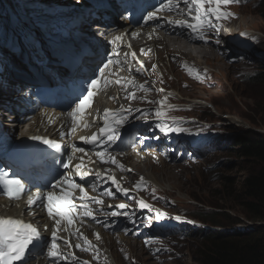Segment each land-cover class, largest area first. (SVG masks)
<instances>
[{"label":"rangeland","instance_id":"obj_1","mask_svg":"<svg viewBox=\"0 0 264 264\" xmlns=\"http://www.w3.org/2000/svg\"><path fill=\"white\" fill-rule=\"evenodd\" d=\"M35 1L47 11L51 10V7L56 6L58 8L57 11L61 12L60 14L67 16L66 19H71L72 11L70 5L78 2V6L80 3V0ZM263 1L244 0L243 3H249L250 5L245 8L242 7L240 13L243 12L239 20L233 23L232 26H228L231 32L235 31L234 33H239V37L235 41L230 40L226 53V61L228 60L229 64L230 62L240 64L239 67H241L243 73L232 69L225 63V60L221 59L220 61L218 58L217 61L219 62H217L215 67L219 73L218 80L220 84L218 86L206 87L207 84L204 85L206 74L200 73V70L211 68L205 62H201L202 67L197 70L201 74L200 76L195 74L187 75L186 79L182 80V82L187 83L190 87L184 85L185 89L189 88L184 93H189L192 98L181 100L177 96L173 99L175 103L183 105L187 103V105L192 107L191 110L185 115L183 114L185 110L181 109L184 106L176 104V107H181L178 111L182 114L167 113L169 114L167 119L172 118V120L175 119L178 122L174 126L184 127L187 131L179 133L169 132L167 135H164L155 126L156 124L147 125V130L149 129L148 132H150L148 138L154 140L148 147L144 146L143 152L149 151L144 153V155H148V157H151L153 154L159 155L163 165L171 166L169 177L162 183L164 186L169 184L176 186L180 191L167 190L170 192L168 193L151 181L139 182L145 185V190L143 186L138 185L137 190L140 191L139 193H145V197L151 195L152 202L162 201V199L165 201L159 203L157 205L159 207L156 209V212L159 210L164 215L162 216L163 218L156 219V212H150L149 215L142 217L143 223L149 225L148 231L136 229L132 234V227H139V224L136 223L137 220H134L131 228L113 233L114 237L123 233L128 235L127 237L133 235L135 239L137 238L136 244L140 240L144 247L141 250L135 251L132 257L123 254L122 258H124L125 264H201L198 251L201 245L200 235L203 230H242L247 225L251 226L249 223H245V226L241 228V226H237L238 224H232L230 222L231 219L248 221L253 224L258 222V225L259 223L264 224V221L260 219H246L242 213V206L233 199V194L240 187V179L246 176L250 166L237 156L233 144L229 142L232 136L240 131L248 130L264 135V84L261 85L249 79V76L264 71V19L262 16L260 17L257 9ZM3 4L5 5V3ZM64 5L66 6L65 9L61 7ZM234 8L236 7L232 9ZM232 9H230L231 12ZM35 11L36 13L42 12L37 9ZM236 12L238 13V11ZM22 21L24 25L28 26L27 29L30 30V24L25 20ZM14 25V22H12L10 30H7V24L5 25L4 22L1 25V47L11 45V43L7 42V37H3V35L6 34L5 31L13 32ZM234 33H232V36L235 35ZM242 33L243 35H241ZM218 55L220 57L225 56V54L221 55L220 53ZM150 61L152 65L153 62L152 60ZM157 72L159 73V71ZM160 75L162 76V73ZM169 77L176 81L171 73ZM148 80L149 84L154 85L152 78H148ZM199 80H201L200 83L194 84ZM151 84L148 88L153 93L161 92L162 89L155 85L153 87ZM189 99L191 100L188 101ZM229 120H235L237 124L230 123ZM154 128L159 129L160 132L154 133ZM199 142L204 144L203 146L205 147L203 149L199 147ZM184 147L188 148L183 149ZM142 156L140 160L143 161L145 157ZM141 162L138 161L135 164L139 169L143 167ZM176 166L183 167L179 170L175 168ZM130 170L132 171L131 167ZM152 174L156 175L157 173L153 172ZM181 175H183V178L180 177ZM136 176H138V173L135 170H133V173L130 172L126 177L128 181L125 184L129 187L133 186L132 183L130 184V180L134 177L136 178ZM227 177L229 179L226 181ZM153 191L155 193H152ZM176 194L177 196L180 195L178 197L181 199H174L173 196ZM128 196L131 199H124V201L129 203L128 205H131L137 197L132 194ZM159 196L162 199H159ZM171 212L176 213L178 215L176 217H180V219L173 217ZM213 222H221L224 226H214L212 225ZM156 223L165 224L167 228L161 229L158 232L153 231V229H159L156 227ZM141 232L146 235L153 233L151 236H148L149 239L155 237L154 239L159 241L161 245L155 242L154 239L151 241L142 239L140 236ZM101 244L103 247H106L104 243L101 242ZM136 244L134 245L137 249ZM122 248L124 247L122 246ZM122 248L119 251H122ZM97 263L110 264L109 260L103 256H99Z\"/></svg>","mask_w":264,"mask_h":264},{"label":"bare ground","instance_id":"obj_2","mask_svg":"<svg viewBox=\"0 0 264 264\" xmlns=\"http://www.w3.org/2000/svg\"><path fill=\"white\" fill-rule=\"evenodd\" d=\"M5 5L7 6L5 15H7L8 19L5 18L3 19V21L0 22V25L7 24V30H10L11 27V23L13 20L9 19V16H11V14H16V8L17 5L16 3L19 4V0H8L9 1V5H8V1L4 0ZM83 2H86V0H82ZM134 3L136 2L135 0H133ZM244 0H239V3H232V4H228V5H220V9L221 11L224 12H229L228 8L230 7V9H232L233 7H236L234 9H232V13H234L235 15L232 17L227 18L226 20L229 22V24L232 26L233 23H236L240 16L242 15V12L240 13V10L242 7H247L248 5H250L249 3H243ZM89 2L91 4H93L94 6L88 10V12L84 11V13H87L89 15H91V13H95L97 14L100 18L99 20L103 21L106 18V15L108 12H106V6L103 3V0H89ZM105 2H107L105 0ZM156 6L159 5L160 7V3L158 2V0L153 1ZM164 2H167V0H164ZM174 3L177 4V7L175 9H173L172 11H169L167 9L162 10L161 12H157V16L162 14L163 18L162 19H158L154 22H157L159 20H164L166 18V16L168 15H174L175 17L179 18V19H184L187 21V18H191L193 16V14L196 12L195 11V6L193 5V8L191 9V11L193 13H188L186 9L188 8V5L183 3V0H173ZM190 2V0H189ZM15 5V7L13 5ZM78 2H74V4L72 3V5H70V7L72 8V14L71 15H76L79 14L80 10H82L84 7H78L76 8ZM12 5V6H11ZM123 7H126L128 15L126 16V21L124 22L125 25L133 27L135 22L140 19V17L137 15V7L136 5H132L131 0H124V3L122 5ZM155 6V7H156ZM257 7V6H256ZM58 9V8H57ZM183 11H180V10ZM8 10H10L8 12ZM44 10V9H42ZM47 11V10H45ZM91 13H90V12ZM154 11L155 8H154ZM231 11V10H230ZM238 11V13L236 12ZM48 12V11H47ZM61 12L58 10L54 11V10H50L49 11V15L48 17L52 18V19H59L60 18V14ZM40 14V13H37ZM33 16L37 17V15L32 14ZM88 15V16H89ZM87 16V17H88ZM122 16V15H121ZM194 17V16H193ZM122 18L124 19V16H122ZM223 18V17H221ZM86 18H81V20H84ZM210 19V18H209ZM212 20V19H211ZM175 21V20H173ZM212 21H216V20H212ZM232 22V23H231ZM218 23V22H215ZM14 24H17V22H14ZM102 25V24H99ZM151 26H149V28L147 30L144 31H132V35L137 34V35H141V40H147L149 45H152V47L154 48V50H156L157 54H156V58H153L155 61V64L157 66V68L161 71L162 76H160L158 74L157 71H154V69L149 68L150 64L148 63V59L147 61L144 60V58L141 56L140 60L141 62L139 63H134L133 66H125L123 69H115L114 74L116 75L117 73L121 72L123 73H131V69H135V67H137V65H142V69L143 71H145V74L147 75H151L153 82H155V86L162 89L163 91L161 92H156L153 93L151 90H148L147 92H144L143 96L145 97V99H147V103L150 102V104H152L154 107L155 106H163V105H171L172 99H175L174 97H172V94L170 93L171 90L174 91H178V99H186V98H192L190 97L189 93H184V91L186 89H189L190 87L188 86L187 83L182 82V80L186 79V76H190L192 74H195L193 72H196L198 70V68L202 67V63H206L209 65V68L211 69H205V70H200V73L206 74V79L204 80V85L207 84L206 87L208 86H218L220 84V81L218 80V71L215 67V65L217 64L218 58L222 60H225V63L231 67L232 69H236L237 71L243 73V70L241 69V67H239L238 64L234 63V62H228V60L226 61V53L228 50V45L230 44V40H234L237 39V37H239V33L236 34L234 33L235 31H230V28H227L226 31H221L218 28V31L216 29H210V32L207 33L205 30L204 32V38L200 39L198 38V34L197 33H193L190 29L187 28H183L181 29L179 26L177 27H172L170 25L167 24V20L165 19L164 21L158 22L155 27L150 24ZM1 28V26H0ZM125 27H122L120 29V31H124ZM240 31V30H239ZM244 31V30H243ZM6 37H11L13 34H15V32H7L5 31ZM147 32H149L150 34L148 35ZM234 33L235 35L232 36ZM132 35L130 37H132ZM129 37V40H130ZM231 37H233V39H231ZM115 41V40H112ZM217 41H219V43H217ZM116 45H118V41L115 42ZM10 45V44H9ZM127 45H120L119 49L125 48ZM137 46L140 47L141 46V52H145L146 51V46L143 45V43H137ZM9 47L8 45L5 47H1L0 46V61L4 60H9V57H11V55L9 53L6 52V50H8ZM14 50L18 53H20L21 49L19 46H16L14 48ZM83 49L81 48L79 51H82ZM14 51V52H15ZM41 51L44 53H49V49H46L45 46H42ZM5 52L7 54H5ZM218 53H220L221 55H224V57H220L218 55ZM141 54V53H140ZM123 56L119 57V60L122 58ZM150 57V56H149ZM42 58V57H41ZM164 58H166V62L164 60ZM21 59V58H20ZM131 59V56L128 57V60ZM216 62V63H215ZM21 62H19L18 64H20ZM5 64L9 65V62L6 61ZM214 69V71H213ZM85 72L86 69L84 70ZM147 71V72H146ZM37 74L38 72L35 71ZM58 74H62L60 71L57 72ZM171 75L176 79V81H174L171 77H169V75ZM260 73V72H258ZM256 73V74H258ZM169 74V75H168ZM256 74H253L251 76H249L250 81L252 80L251 78L253 76H255ZM42 76H47L45 74H41ZM7 77V73L4 72V70L0 71V96H2L4 93L6 94L5 99H2V102L5 103V106H1L2 104H0V119L2 120H7V119H13L16 115H20L22 114L23 118H28V119H33L35 120V124L39 125V128H43L45 130H53L56 134L58 132L61 131L59 123L57 122L56 118H57V113L58 110L56 109H52L51 113H49V111L46 108V103L42 104L40 102H36L37 100L32 97V95H34V89L36 86L35 82H28L30 80V77L27 75H23L20 79H12L13 77H10L11 81L10 85L8 84V80L3 82L4 80H6ZM48 77V76H47ZM133 77H136L138 79H134L137 82H142L141 85H144L145 88L150 87L149 84V80H144L142 77H140L138 75V73L133 74ZM40 79H42L41 76H39ZM120 78V77H118ZM47 80V79H46ZM56 81V79H53V77H51L50 79L48 78L47 81ZM58 84H61L59 80ZM201 80L195 82L194 84H198L200 83ZM130 83L124 82L121 84H118L116 87L118 89V95H122V93L124 92V88L127 87ZM153 87L154 85L151 84ZM184 85L186 87L189 88H184ZM138 91H142L143 88H137ZM109 90L112 92L113 89ZM108 89H102L99 88V92H101V94H104V92H109ZM165 90H168L167 92H164ZM114 92V91H113ZM115 93V92H114ZM166 93V94H165ZM68 91H63L62 92V98L65 99V101L59 100L56 101L54 98H51L49 100V104H56L60 107V109L64 110V114L66 116L67 114V107L68 103H69V98H68ZM18 96L17 98H14V101L12 103V98L13 96ZM152 96V99H151ZM32 97V98H31ZM11 99V100H8ZM191 99H189L188 101H190ZM175 101V100H174ZM1 102V101H0ZM96 105H104L102 102H96ZM37 104V105H36ZM99 111L100 113H104V110L106 109L105 106H101L99 107ZM158 108H154L153 109V113L156 112ZM16 110V111H15ZM108 110V109H107ZM162 110V109H161ZM165 115L166 112L164 110H162ZM15 113V114H13ZM13 115V116H12ZM66 120L65 117L61 118V120L59 121L60 123H64ZM228 120V119H226ZM149 119L147 120L146 123H148ZM230 123H234L237 124V122L235 120H229ZM168 123V121H166ZM144 123V124H146ZM172 123V122H170ZM169 123V124H170ZM7 125V124H6ZM140 125V124H139ZM68 127H70V121H68ZM125 127L127 128L126 130H124V132L122 133V138L124 141L123 143H119L117 144V151L123 152V158L120 157L119 154L118 157L121 159L122 162L125 163L126 166L131 167L132 168V172L133 170H135V172L138 173V176H136V178H132L130 180V184L132 183L133 186L132 188V192L133 195L137 197V199H134L131 205H128L126 207V209H119L115 206H118L119 203H117V201H120V204L123 203L125 204L124 200H120L122 196H124V194L116 191V187H110L109 186V191L113 192V195L116 196L117 198H112V201L108 202L106 204L103 205H108V207L106 208H96L94 205L93 206H89L94 210V215L96 216L97 220L99 222H97V220H93L90 217H81L79 216V208L77 210V214L76 216H73V220L75 221L74 224H72L71 228H77L80 227L82 229L86 228H90L91 225H95L97 228V230L91 231V240H95V242L97 241V236H100L102 239L101 240H105L104 244L106 245V247H103L100 240L98 239L97 244H98V249L97 251L99 252V255L94 254L93 257L91 256H87V258H85L84 260L88 263V264H92L93 263V259L94 260H98L99 256H103L104 258H107L109 260L110 264H125V260L123 257V254H127L129 256H133L135 251L141 250L144 247L142 246V243L140 242V240L137 242L136 244V240L135 237L130 236L127 237L128 235H126L125 233L123 234H119V236L114 237L113 233L117 232V231H122L125 230L127 228H131L132 227V223L134 222V220H137L136 223L139 224V227H132L131 231L132 234L136 231V229H141L144 231H148L149 225H146V223H143L142 217H145L147 215H149V213H154L156 212V209L159 207L157 205H159V203H163L165 202L160 196L159 199H162V201H158V202H152L151 200V195L150 196H146L145 197V193L140 191H137V183H139L141 181V178H143V181H147L148 182H153L154 184L158 185L160 188H162L163 190H178L180 191L176 186H171L169 185H163V181L169 177L170 175V171H171V166H166L163 165L162 159L159 158V155H152L151 157H148V155H144V153H147L149 151H144L143 149H145V147H148L149 145L152 144V141L154 139H150L149 141L144 142L143 139L140 137H138L137 141H135V143H131V130H136L138 131L137 127L134 126H127L125 125ZM147 126H144L143 128L141 127L142 130H144V134L149 135L150 132H148L147 130ZM160 132L159 129L154 128V133L156 132ZM42 132V131H41ZM170 138V137H169ZM141 140V141H139ZM145 140V138H144ZM131 144V146H130ZM145 146V147H144ZM188 147H184L183 149H187ZM144 155V156H142ZM145 157L144 160H140L139 157ZM138 161H142L141 165L143 167H141L139 169L138 166H135L136 162ZM81 163L80 161H78L77 164ZM161 167V168H160ZM183 166H176V169H182ZM82 169H84V167L82 166ZM137 169V170H136ZM103 171H100V173H102ZM153 172L157 173L152 174ZM118 176H115V178ZM178 178H183V175H181L180 177L177 176ZM74 180L78 181V179L76 177H73ZM23 179L26 181L27 186H28V191L26 192V194L24 195V197L18 201L19 208L22 209H26L27 205H26V200L28 198L29 195H33L34 194V189L36 186H38L39 182L36 179V176L33 173L30 174H24L23 175ZM120 183H123V180H119ZM93 183L99 184V185H103L104 182L100 180L96 179V175L94 176V178L92 179V181L89 183V185H92ZM126 185V184H125ZM125 185H122V188L125 187ZM140 186V185H139ZM130 188V187H128ZM145 190V189H144ZM93 191V190H92ZM167 191V192H168ZM57 192L59 193V190H57ZM87 195L90 196L89 191H86ZM152 193H155L154 191ZM170 193V192H168ZM82 194L78 191L75 190V195H73L74 199H73V203L79 205L80 203H88L86 201H81L79 199V197ZM180 196V195H178ZM177 194L173 196L174 199H181L180 197H178ZM117 199V200H116ZM131 197H127V200H130ZM155 199V198H154ZM139 200H143L145 201V203H147L148 205H150L151 210H149L148 208H140L138 201ZM127 203V202H126ZM172 203V202H170ZM0 204L2 206H5V202L4 201H0ZM95 204V203H93ZM129 204V203H127ZM15 207H18V206ZM34 210V209H33ZM108 211V212H107ZM112 211H118V212H123V211H127L132 213V218L131 219H126L123 215H118L116 217H112L111 215H106V213H110ZM39 214H41L39 212ZM171 215H173V217L178 216L176 213H172ZM163 218V217H161ZM193 219V218H191ZM82 221V222H81ZM54 223V221L51 222H47V225L49 226L48 229L45 230V232L47 233V235H51L50 229H51V225ZM192 223V222H190ZM105 224H107V228L108 231H110L111 233H107L106 229H105ZM115 224H117V229L115 228ZM194 224V223H192ZM157 228L159 229H153V231H161V229H166V225L165 224H155ZM159 225V226H158ZM197 225V224H195ZM194 227H198V226H194ZM143 231V232H144ZM143 232L140 233V236L142 237V239L145 240H152L155 237H152L151 239H149L148 236H151L153 233L151 234H143ZM155 242H157L158 244L161 245V243L159 241H157L156 239H154ZM125 243V244H123ZM151 243V242H149ZM137 245V249L135 248V245ZM122 246L124 248H122ZM122 248V251H119V249ZM110 252V253H109ZM124 260V261H123Z\"/></svg>","mask_w":264,"mask_h":264},{"label":"snow or ice","instance_id":"obj_3","mask_svg":"<svg viewBox=\"0 0 264 264\" xmlns=\"http://www.w3.org/2000/svg\"><path fill=\"white\" fill-rule=\"evenodd\" d=\"M160 3V7L156 9L155 12H148L146 16H144L145 22L147 21H156L159 19L157 16V12H161L162 10L172 11L177 7V4L173 2V0H158ZM183 3L188 5L189 10L195 6L196 15L193 17L194 23H189L186 20H167V24L172 27L179 26L181 29L187 28L190 29L193 33L198 34V38H204L205 30L216 29L218 31V25L214 23L210 16H215L218 21L221 17L227 19L229 17L234 16V13L221 11L220 5H228L232 3H239V0H183ZM205 3L215 4L216 7L205 9L203 5ZM180 11H183L182 9ZM190 14V13H189ZM123 35V33H121ZM243 35V33L241 34ZM116 40L120 39V36L115 38ZM219 43V41H217ZM115 51V50H114ZM132 56L135 57V53H132ZM129 61L127 60V54H125V59L123 61L117 58L116 61L109 56L108 61L104 64L102 68H100L101 75L104 73L105 69L109 68V65L113 63L118 64H127ZM142 65L140 68H137L136 71L140 72L142 69ZM155 67V65H153ZM100 77L96 79H92L90 84L88 85L87 94L83 96L82 99L77 97L79 102L75 105L72 111L69 113L71 117L72 126L68 130V133L61 132V136L66 134L75 135V132L78 127L90 128L95 124V118L90 122L88 120L83 119L85 115V110L92 104L94 96H96L99 91L97 85L99 83ZM118 82V81H117ZM105 85L110 83L107 79L104 80ZM128 83H132V81H128ZM140 88H143L145 92L148 91L144 85H140ZM129 100L136 99L132 94H129L127 97ZM114 99V98H113ZM143 99V97H140ZM166 107H174L172 105H165ZM137 112L140 110L137 109ZM127 113V114H125ZM157 117L156 127L160 129L164 135H167L169 132H185L187 129L179 126H174L177 124L176 120L173 119L172 123L169 124L166 122L165 113L158 108L155 112ZM132 116L131 109L121 108L115 112H109V110L105 109L103 114V126L98 128L97 132H94L90 136H80L79 139L82 140L87 145H92L93 147L103 146V151H97L96 155L101 159L104 158V153L107 149L117 142V139L120 136V128L128 122L129 117ZM140 119H148L147 110H145L139 117ZM33 139H43L41 137H33ZM45 143L50 144L52 147H59V145L55 141H50L44 139ZM85 149L82 147H77L72 145V153L68 156L67 162H63V168L66 170L63 175H61L59 180H56L55 183L51 185V190L47 191L45 194L36 193L33 195H29L26 200V205L31 207L40 206L42 210H46L48 218L54 221L51 225V242L50 244L45 240L44 244L47 247V256L52 258L53 264H58V262L62 259H67L70 256V264H87L86 261L77 260L75 256H71L69 253L61 252V248L58 244V241L63 240L65 245L68 244L66 239L58 236V232L60 231H69L68 226L73 224V216L77 214V210L79 208V216L81 217H90L93 220H97L94 215V210L89 207L88 203H80L79 205L73 203V190H79L82 194L79 199L81 201H91L96 205H102L103 201L98 199L95 196H88L85 192L84 187L81 183H75L73 181V177H79L81 181H85V177L89 175L87 170L82 169V163L74 164L72 166L71 163L75 158L76 153H84ZM81 162H83V157L79 158ZM112 162L117 164L121 169H123V165H119L118 162L112 158ZM96 179L100 180L101 173L97 171L95 173ZM107 180H111L114 185H116V191L128 195V190L119 186L113 176H108ZM143 181V178H141ZM93 189L97 187L96 183L91 185ZM25 185L18 179H9L7 178V173L3 170H0V195H7L8 198L12 200H20L21 194L23 193ZM59 188V193L55 191V189ZM103 195L112 196L113 192L109 190H105ZM140 208H148L151 210L150 205L145 203L143 200L138 201ZM19 207V205H17ZM121 210L126 209V205L121 203L118 206H115ZM27 210V209H25ZM30 216H34L35 213L29 211ZM106 215H111L112 217H116L118 215H123L126 219L132 218V213L123 211H112L110 213H106ZM164 214L159 210L156 212V219H160ZM176 219H180V217H176ZM82 222V221H81ZM97 222H99L97 220ZM108 225L105 224V227ZM47 228L48 226L45 225ZM79 230H77L78 232ZM75 234V233H73ZM79 238H83L86 244V247H81L79 243L76 244V248L81 251H89L94 247L86 237H83L81 233L78 236ZM99 239V236H97ZM41 240V232L38 230V225L32 222H26L23 218H5L0 216V264H15V262H19V264H25L26 257V249L29 248L30 245L35 244L36 242Z\"/></svg>","mask_w":264,"mask_h":264},{"label":"trees","instance_id":"obj_4","mask_svg":"<svg viewBox=\"0 0 264 264\" xmlns=\"http://www.w3.org/2000/svg\"><path fill=\"white\" fill-rule=\"evenodd\" d=\"M257 9L264 19V1ZM251 79L263 85L264 71ZM238 133L229 142L250 169L240 179V187L236 191L234 189L233 199L242 206L246 219L264 221V135L248 130ZM230 222L239 224L242 221L231 219ZM212 225L224 226L221 222H213ZM200 236L198 254L201 264H264V225L253 224L242 230H203Z\"/></svg>","mask_w":264,"mask_h":264},{"label":"built area","instance_id":"obj_5","mask_svg":"<svg viewBox=\"0 0 264 264\" xmlns=\"http://www.w3.org/2000/svg\"><path fill=\"white\" fill-rule=\"evenodd\" d=\"M244 222V223H243ZM245 223L247 224V223H249L250 225H253V223L252 222H246V221H242V223H240V224H238L237 226H241V228H243L244 226H245ZM254 224H258V222H255ZM260 224V223H259ZM248 227V225L246 226V227H244L243 229H246Z\"/></svg>","mask_w":264,"mask_h":264},{"label":"clouds","instance_id":"obj_6","mask_svg":"<svg viewBox=\"0 0 264 264\" xmlns=\"http://www.w3.org/2000/svg\"><path fill=\"white\" fill-rule=\"evenodd\" d=\"M198 145H199V147L201 148V149H203L205 146H203L204 144L202 143V142H199L198 143ZM240 224V223H239ZM260 224H262V223H260Z\"/></svg>","mask_w":264,"mask_h":264},{"label":"water","instance_id":"obj_7","mask_svg":"<svg viewBox=\"0 0 264 264\" xmlns=\"http://www.w3.org/2000/svg\"><path fill=\"white\" fill-rule=\"evenodd\" d=\"M262 225H264V224H262Z\"/></svg>","mask_w":264,"mask_h":264}]
</instances>
